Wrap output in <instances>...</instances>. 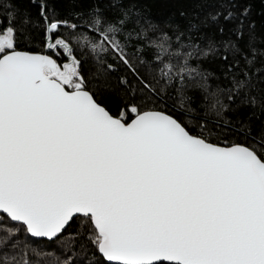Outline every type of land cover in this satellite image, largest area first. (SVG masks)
I'll list each match as a JSON object with an SVG mask.
<instances>
[{
	"label": "snow or ice",
	"instance_id": "obj_1",
	"mask_svg": "<svg viewBox=\"0 0 264 264\" xmlns=\"http://www.w3.org/2000/svg\"><path fill=\"white\" fill-rule=\"evenodd\" d=\"M30 2L0 0V264H264L247 0Z\"/></svg>",
	"mask_w": 264,
	"mask_h": 264
},
{
	"label": "trees",
	"instance_id": "obj_2",
	"mask_svg": "<svg viewBox=\"0 0 264 264\" xmlns=\"http://www.w3.org/2000/svg\"><path fill=\"white\" fill-rule=\"evenodd\" d=\"M13 3L21 9L35 12L36 4L30 0H13ZM247 3L250 6L251 19L257 22L256 33L259 38L257 45L264 48V28L260 26V22L264 21V0H247ZM147 5L149 14L160 22L172 18L183 25L187 18H202L204 15V10L197 6L198 0H147ZM3 12L4 10L0 9V21L4 19Z\"/></svg>",
	"mask_w": 264,
	"mask_h": 264
}]
</instances>
